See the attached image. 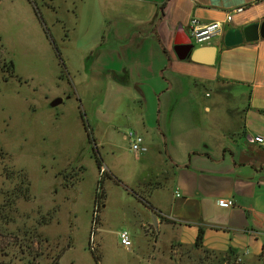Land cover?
Masks as SVG:
<instances>
[{
	"label": "rangeland",
	"instance_id": "rangeland-1",
	"mask_svg": "<svg viewBox=\"0 0 264 264\" xmlns=\"http://www.w3.org/2000/svg\"><path fill=\"white\" fill-rule=\"evenodd\" d=\"M99 23L93 0H0V264H245L171 240L144 200L171 122L212 120L217 90L160 43L163 66L119 58Z\"/></svg>",
	"mask_w": 264,
	"mask_h": 264
},
{
	"label": "crops",
	"instance_id": "crops-1",
	"mask_svg": "<svg viewBox=\"0 0 264 264\" xmlns=\"http://www.w3.org/2000/svg\"><path fill=\"white\" fill-rule=\"evenodd\" d=\"M93 5L100 22L97 40L105 41L108 22L109 48L116 56L145 54L149 57L135 63L163 66L160 43L173 73L194 76L217 90V99L205 105L216 112L212 120L195 123L183 112L171 122L172 161L162 157L158 145L161 159L153 164L155 172L145 174L149 214L156 212L160 229L167 227L179 244L193 246L202 230L203 248L245 264H264V146L253 139L264 136V39L229 47L222 42L227 29L262 21L264 0H93ZM238 6L243 10L233 12ZM193 18L223 23L222 36L195 45L217 46L213 64L178 58L174 46L187 39ZM220 197L234 205L219 206Z\"/></svg>",
	"mask_w": 264,
	"mask_h": 264
},
{
	"label": "water",
	"instance_id": "water-1",
	"mask_svg": "<svg viewBox=\"0 0 264 264\" xmlns=\"http://www.w3.org/2000/svg\"><path fill=\"white\" fill-rule=\"evenodd\" d=\"M259 38L264 39V19L260 22H250L244 25L241 29L229 28L222 37L224 46H233L245 42L256 41ZM179 59H190L193 62L201 64H213L215 53L217 50L216 45H202L195 46L190 37L187 36L186 40H182L174 46ZM180 49L182 51H180ZM62 102L61 97L54 98L51 106H55ZM151 221L155 229L158 227V219L155 212L151 211Z\"/></svg>",
	"mask_w": 264,
	"mask_h": 264
},
{
	"label": "built area",
	"instance_id": "built-area-1",
	"mask_svg": "<svg viewBox=\"0 0 264 264\" xmlns=\"http://www.w3.org/2000/svg\"><path fill=\"white\" fill-rule=\"evenodd\" d=\"M243 10L242 6L235 7L233 12H240ZM232 11L227 13L225 21L230 22L232 20ZM223 23L214 21L208 24H201L197 19L193 18L190 20V32L189 37L191 41L197 44H203L209 42L216 36H222L223 34ZM129 141L130 149L133 151L142 150L143 137L136 131L129 130L126 135ZM254 141L264 146V136L256 135L253 137ZM217 204L222 207H231L234 202L231 198L220 197L217 199ZM120 244L128 249L131 246V235L127 229H122L118 233ZM240 258H236V262H240Z\"/></svg>",
	"mask_w": 264,
	"mask_h": 264
},
{
	"label": "trees",
	"instance_id": "trees-1",
	"mask_svg": "<svg viewBox=\"0 0 264 264\" xmlns=\"http://www.w3.org/2000/svg\"><path fill=\"white\" fill-rule=\"evenodd\" d=\"M10 67L12 68V63L10 62ZM96 161H97V165L98 167L100 168L101 166V163H100V160L98 158H96ZM26 195V194H25ZM145 202H146V205L149 209L153 208L148 202L146 199H144ZM156 214V212H155ZM193 248H196V249H202V250H205V251H208V252H212V253H215L213 251H210V250H207L205 248H203V245H202V230H199L198 234H197V237H196V240H195V243L193 244L192 246ZM218 254V253H217ZM226 257V259H229V260H236V258H232L233 256L231 255H224Z\"/></svg>",
	"mask_w": 264,
	"mask_h": 264
},
{
	"label": "flooded vegetation",
	"instance_id": "flooded-vegetation-1",
	"mask_svg": "<svg viewBox=\"0 0 264 264\" xmlns=\"http://www.w3.org/2000/svg\"><path fill=\"white\" fill-rule=\"evenodd\" d=\"M180 51H182V50L180 49Z\"/></svg>",
	"mask_w": 264,
	"mask_h": 264
}]
</instances>
